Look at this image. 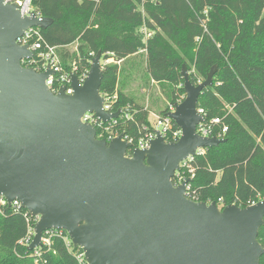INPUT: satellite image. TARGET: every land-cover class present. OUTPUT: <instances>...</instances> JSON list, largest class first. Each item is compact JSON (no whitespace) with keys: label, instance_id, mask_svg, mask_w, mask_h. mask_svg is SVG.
I'll use <instances>...</instances> for the list:
<instances>
[{"label":"water","instance_id":"95a60500","mask_svg":"<svg viewBox=\"0 0 264 264\" xmlns=\"http://www.w3.org/2000/svg\"><path fill=\"white\" fill-rule=\"evenodd\" d=\"M17 4L0 0V199L39 217L30 251L48 230L65 231L87 264H260L264 246V199L246 208L190 200L188 182H173L182 164L225 142L202 137L198 113L204 90L213 87L216 66L203 82L182 69L185 98L167 113L182 136L167 143L160 133L147 150H135L125 134L108 141L82 121L121 116L104 110L102 53L84 82L71 74L73 95L52 93L38 73L22 66L34 54L18 39L30 28L53 24Z\"/></svg>","mask_w":264,"mask_h":264},{"label":"trees","instance_id":"16d2710c","mask_svg":"<svg viewBox=\"0 0 264 264\" xmlns=\"http://www.w3.org/2000/svg\"><path fill=\"white\" fill-rule=\"evenodd\" d=\"M33 6L54 21L41 33L58 48L65 72L75 69L84 79L100 52L104 62L115 60L104 65L101 93L117 96L112 112L121 110V116L104 126L134 142L150 127V109L123 91L118 62L146 51L148 76L160 83L168 103L161 118L185 98L184 65L195 85L216 66L199 107L207 122L222 119L217 130H228L224 143L188 162L194 171L186 172L193 176L190 195L220 208L264 199V0H34ZM144 27L153 33L148 40ZM75 44L74 51L67 48ZM24 213L6 206L0 214V264H76L79 250L70 251L63 237L34 251L20 244L27 234ZM258 240L264 246V226Z\"/></svg>","mask_w":264,"mask_h":264},{"label":"built area","instance_id":"2783aa9c","mask_svg":"<svg viewBox=\"0 0 264 264\" xmlns=\"http://www.w3.org/2000/svg\"><path fill=\"white\" fill-rule=\"evenodd\" d=\"M7 4H17L20 10V14L23 17H31L34 14H37L33 2L34 0H4ZM38 15V14H37ZM40 28L33 27L28 29L19 39L18 44L20 46H27L34 54L32 59H24L22 61V66L25 68H32L36 70L38 73H44L48 70H52L54 75L51 76L47 81L46 84L49 89L54 94H58L63 88L66 89L67 95H73L74 91L71 88L72 80L71 74H75V69L72 72H65L60 61V56L58 55V48L49 46L47 43L44 42L43 35L41 33ZM142 32L145 38L148 40L153 36L152 32H148L146 27L142 29ZM108 64L109 61H106ZM27 66V67H26ZM87 78V75L84 76V79H80L81 82H84ZM105 97V96H104ZM106 98V103L104 105V110L109 113L112 112V106L117 100V96L111 98ZM176 106H171L169 112L175 111ZM198 113L202 115L206 119V113L204 109L198 108ZM128 118V117H127ZM118 120V119H117ZM117 120L111 121L109 123H102L100 122L97 117L92 113H86L83 117L82 121L84 123H89L93 126L102 127L105 124L115 123ZM222 124V119L215 118L209 122L207 120L201 123L197 127V133L202 137H216L218 139H223V136L227 132V127H222L221 129L217 130V127ZM98 131V130H97ZM160 133L164 138L165 142L172 143L176 142L182 136V131L180 128L176 126L174 121L169 118L167 115L165 117L155 116V119L150 122V127L148 128L145 135L141 136L139 140L133 141L132 139H128L125 136V140L131 145V149L128 151V155L131 156L133 151L135 150H147L150 148V145L153 140L157 138V134ZM114 137L110 136L107 138H101L105 140H112ZM100 139V138H99ZM201 152V151H200ZM193 158V157H192ZM190 158L187 162L182 164L181 170L177 172L176 176L173 179V182L176 186H180L188 180H192L193 176L188 179L186 172H190L193 175V169L188 166V162L192 159ZM187 168L184 171V168ZM191 186L190 183L187 184V193L188 198L190 200L197 201L194 197L190 195ZM198 202V201H197ZM257 204L256 202H252L250 206ZM9 206L7 200L0 199V214L3 213V208ZM11 208L15 209L16 212L23 211L24 219L27 225V234L25 238L20 242L22 245L30 246L35 237V228L37 223L39 222V217H34L30 213H28L24 208H22L21 203L19 201H14ZM65 231L62 230H48L44 233L42 239V246L51 248L53 244V240L56 237H63L66 247L71 251L75 246L73 245L69 235H65ZM38 248V249H40ZM78 252L75 253V260L76 264H87L84 252L78 248Z\"/></svg>","mask_w":264,"mask_h":264},{"label":"rangeland","instance_id":"374dc122","mask_svg":"<svg viewBox=\"0 0 264 264\" xmlns=\"http://www.w3.org/2000/svg\"><path fill=\"white\" fill-rule=\"evenodd\" d=\"M141 55H144V54H141ZM140 58L142 59L140 61V59L138 60V68L135 70V73H137L136 75H134L133 77L129 76L127 77V74L129 72V61H127L124 65L121 66L120 68V73H121V80H120V84H122V88L123 89H126L128 86L130 87L129 91L130 92H125L127 96H131L132 99H135L136 101H140L142 103H144L146 105V100L149 101V98L150 96H152L151 99H153V102H154V105L155 106H150V111L152 113H155L156 115L161 111V109H165L166 106L168 105L167 102H165L164 100V103L160 104V99L162 101V98L160 97L159 100H155V97H154V91H153V87H151V83H150V78L148 76V73H147V67H146V64H145V57L144 56H140ZM102 63H103V70H104V65H106L107 63L104 62L102 60ZM113 63V62H112ZM109 64V63H108ZM138 86V88H136ZM142 86L144 88H149V94H147V92L145 93L146 94V100H145V96L143 95L144 92L141 91L139 89V87ZM121 88V87H120ZM131 88H136V89H132ZM149 95V96H148ZM147 96L149 97L147 99ZM186 96V94H185ZM184 96V97H185ZM160 106V107H159ZM110 136H113L114 138H116L117 136L119 135H116L115 132H113L112 130V126L111 125H108V126H102L101 127V130H100V133L98 134V138H109ZM113 138V139H114Z\"/></svg>","mask_w":264,"mask_h":264},{"label":"crops","instance_id":"0c3cea01","mask_svg":"<svg viewBox=\"0 0 264 264\" xmlns=\"http://www.w3.org/2000/svg\"><path fill=\"white\" fill-rule=\"evenodd\" d=\"M68 49H70V50H72V51H74L75 49H76V44L75 45H71V46H69V47H67ZM141 54H144V55H141ZM140 56L142 57V56H144L145 57V64H146V67H147V53H146V51H141L140 53H137L136 55H133V56H131V57H129V58H127V59H125V61L123 62V61H120V62H118V64L120 65V66H122V65H124L127 61H129V63H130V65L128 66L129 67V72H128V74H127V77H129V76H131V77H133L134 75H136L137 73H135V70L138 68V60L140 59V61L142 60L141 58H140ZM112 62H115V60L114 59H110L109 60V63H112ZM150 83H151V87H153V91H154V97H155V100H159V98L161 97L162 98V101H161V99H160V104H162V103H164V97H163V94L161 93V89H160V83H158V82H156V81H154L153 79L151 80L150 79ZM131 87V86H130ZM130 87L128 86L126 89H123V91H125V92H130L129 91V89H130ZM136 88H138V86L136 87ZM136 88H131V90L132 89H136ZM139 89L141 90V91H143L144 92V96H145V100H146V92H147V94H149V88L147 87V88H144V87H142V86H140L139 87ZM149 96V95H148ZM147 96V99L149 98ZM130 99H132L131 98V96H128ZM152 98V96H150V98H149V101L148 100H146V107L149 109L150 108V106H155L154 105V102H153V99H151ZM133 100V99H132ZM135 100V99H134ZM160 107V106H159ZM155 116H157L155 113H152L151 111H150V117H149V120H150V122L151 121H153L154 119H155Z\"/></svg>","mask_w":264,"mask_h":264},{"label":"flooded vegetation","instance_id":"af4514ba","mask_svg":"<svg viewBox=\"0 0 264 264\" xmlns=\"http://www.w3.org/2000/svg\"><path fill=\"white\" fill-rule=\"evenodd\" d=\"M27 67V66H26Z\"/></svg>","mask_w":264,"mask_h":264}]
</instances>
